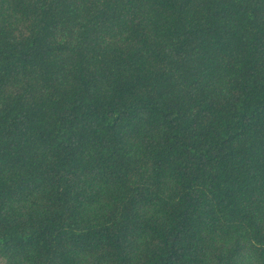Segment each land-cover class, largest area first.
<instances>
[{
    "label": "trees",
    "instance_id": "1",
    "mask_svg": "<svg viewBox=\"0 0 264 264\" xmlns=\"http://www.w3.org/2000/svg\"><path fill=\"white\" fill-rule=\"evenodd\" d=\"M0 264H264V0H0Z\"/></svg>",
    "mask_w": 264,
    "mask_h": 264
}]
</instances>
